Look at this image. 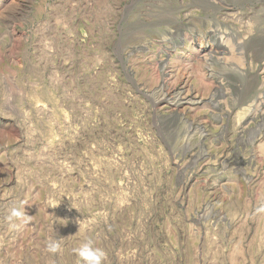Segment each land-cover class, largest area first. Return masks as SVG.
Returning <instances> with one entry per match:
<instances>
[{
	"label": "rangeland",
	"instance_id": "374dc122",
	"mask_svg": "<svg viewBox=\"0 0 264 264\" xmlns=\"http://www.w3.org/2000/svg\"><path fill=\"white\" fill-rule=\"evenodd\" d=\"M89 239L264 264V0H0V264Z\"/></svg>",
	"mask_w": 264,
	"mask_h": 264
},
{
	"label": "clouds",
	"instance_id": "9594fccd",
	"mask_svg": "<svg viewBox=\"0 0 264 264\" xmlns=\"http://www.w3.org/2000/svg\"><path fill=\"white\" fill-rule=\"evenodd\" d=\"M11 216L20 215L16 207L11 209ZM59 248L58 241H50L48 244V251L56 252ZM78 256L85 262V264H101L104 253L101 249L94 248L93 242L89 239L85 241L77 250Z\"/></svg>",
	"mask_w": 264,
	"mask_h": 264
}]
</instances>
